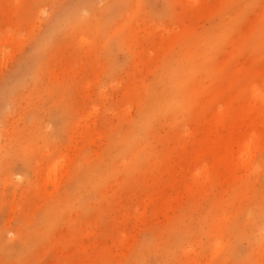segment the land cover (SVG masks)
<instances>
[{"label": "rangeland", "instance_id": "obj_1", "mask_svg": "<svg viewBox=\"0 0 264 264\" xmlns=\"http://www.w3.org/2000/svg\"><path fill=\"white\" fill-rule=\"evenodd\" d=\"M0 264H264V0H0Z\"/></svg>", "mask_w": 264, "mask_h": 264}, {"label": "bare ground", "instance_id": "obj_2", "mask_svg": "<svg viewBox=\"0 0 264 264\" xmlns=\"http://www.w3.org/2000/svg\"><path fill=\"white\" fill-rule=\"evenodd\" d=\"M256 89L258 90V88L256 87ZM249 148H250V146H248V145H244V150H243V155L242 156H246V154H248V152H249Z\"/></svg>", "mask_w": 264, "mask_h": 264}]
</instances>
